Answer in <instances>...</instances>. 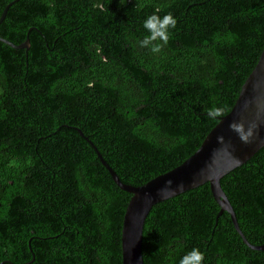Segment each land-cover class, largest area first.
I'll list each match as a JSON object with an SVG mask.
<instances>
[{"label":"trees","instance_id":"obj_1","mask_svg":"<svg viewBox=\"0 0 264 264\" xmlns=\"http://www.w3.org/2000/svg\"><path fill=\"white\" fill-rule=\"evenodd\" d=\"M14 0H0V17ZM177 20L159 53L145 19ZM0 264H123L135 187L180 166L227 116L264 49V0H21L0 26ZM223 118V117H222ZM240 228L264 247V147L221 180ZM210 183L158 203L144 264H264Z\"/></svg>","mask_w":264,"mask_h":264},{"label":"water","instance_id":"obj_2","mask_svg":"<svg viewBox=\"0 0 264 264\" xmlns=\"http://www.w3.org/2000/svg\"><path fill=\"white\" fill-rule=\"evenodd\" d=\"M19 1L21 0H14L5 7L0 17V26L6 19L10 8ZM0 41L15 49H30L29 38L21 45H15L2 37H0ZM234 120L243 121L246 128L249 123L258 125L253 143H241L237 135L230 131L228 126ZM220 135L224 137V144L217 143V137ZM263 147L264 49L255 68L242 86L232 111L221 118L201 147L189 159L173 170L154 178L143 186L128 185L121 181L117 173L94 146L102 164L109 171L119 188L132 194L123 221V264H144L142 253L144 228L146 220L155 205L206 183H210L213 196L221 208L218 218L224 212H228L244 242L254 249L264 250V247H254L248 242L240 228L234 208L221 184L223 177L247 163ZM169 181H171L170 186L168 185Z\"/></svg>","mask_w":264,"mask_h":264},{"label":"clouds","instance_id":"obj_3","mask_svg":"<svg viewBox=\"0 0 264 264\" xmlns=\"http://www.w3.org/2000/svg\"><path fill=\"white\" fill-rule=\"evenodd\" d=\"M177 20L171 13L164 15L163 17L153 14L148 16L144 23L143 28L147 35L139 41V47L149 48L153 53H159L163 46L167 44L169 40V30L175 29ZM207 118L217 120L224 117V107H212L205 111ZM230 131L234 132L241 143L251 144L256 138L258 125L256 123H249L247 128L243 121H232L229 124ZM217 143L224 144V137L220 135L217 137ZM171 185V181L168 182ZM182 187V186H180ZM204 253L198 248H193L191 251L186 253L179 261V264H203Z\"/></svg>","mask_w":264,"mask_h":264}]
</instances>
